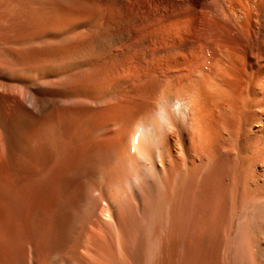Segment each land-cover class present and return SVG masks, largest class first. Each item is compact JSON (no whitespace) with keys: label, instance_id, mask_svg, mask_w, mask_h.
I'll use <instances>...</instances> for the list:
<instances>
[{"label":"bare ground","instance_id":"6f19581e","mask_svg":"<svg viewBox=\"0 0 264 264\" xmlns=\"http://www.w3.org/2000/svg\"><path fill=\"white\" fill-rule=\"evenodd\" d=\"M0 264H264V0H5Z\"/></svg>","mask_w":264,"mask_h":264},{"label":"rangeland","instance_id":"374dc122","mask_svg":"<svg viewBox=\"0 0 264 264\" xmlns=\"http://www.w3.org/2000/svg\"><path fill=\"white\" fill-rule=\"evenodd\" d=\"M3 1L5 0H0V11L4 10V12L8 11V10H5V8H3Z\"/></svg>","mask_w":264,"mask_h":264}]
</instances>
